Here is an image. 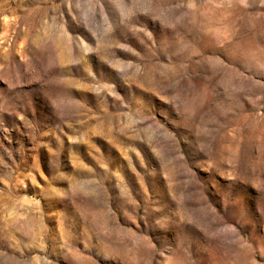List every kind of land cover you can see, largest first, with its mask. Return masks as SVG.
<instances>
[{"label": "rangeland", "instance_id": "rangeland-1", "mask_svg": "<svg viewBox=\"0 0 264 264\" xmlns=\"http://www.w3.org/2000/svg\"><path fill=\"white\" fill-rule=\"evenodd\" d=\"M0 264H264V0H0Z\"/></svg>", "mask_w": 264, "mask_h": 264}]
</instances>
